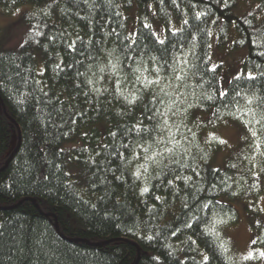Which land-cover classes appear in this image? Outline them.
I'll use <instances>...</instances> for the list:
<instances>
[{
  "label": "trees",
  "instance_id": "obj_1",
  "mask_svg": "<svg viewBox=\"0 0 264 264\" xmlns=\"http://www.w3.org/2000/svg\"><path fill=\"white\" fill-rule=\"evenodd\" d=\"M241 1L0 0L47 6L19 49L0 36V264H247L227 233L262 194L264 19ZM134 4L163 39L129 33ZM234 22L248 55L224 95L212 32L225 46ZM229 122L255 143L217 163Z\"/></svg>",
  "mask_w": 264,
  "mask_h": 264
},
{
  "label": "rangeland",
  "instance_id": "obj_2",
  "mask_svg": "<svg viewBox=\"0 0 264 264\" xmlns=\"http://www.w3.org/2000/svg\"><path fill=\"white\" fill-rule=\"evenodd\" d=\"M154 13L143 16L138 4L133 9L125 12L129 18V33L135 34L141 20L150 26L160 39L164 38L163 25ZM47 13V6H25L9 12L0 9V36L3 38L5 48L8 50L19 49L26 41V38L34 27L36 21ZM249 15L256 16L259 20L264 19V12L260 10V4L254 0H242L235 9L237 19H243ZM180 28L175 24L173 30ZM222 27L212 32V61L213 67H222L221 87L226 92L229 83L244 72V64L248 55L247 50H237L236 41L238 32L236 22L231 25L228 39L225 46L221 45L220 32ZM213 136L222 143V148L217 150V163H222L224 157L232 152H242L249 145L250 136L241 126L233 122L225 123L212 131ZM207 138V136H206ZM208 139V138H207ZM18 142L17 134L14 135L9 153L16 149ZM259 181L261 179L258 174ZM252 190L260 191L259 199L251 196L244 197L241 201L233 203L240 215V222L228 230L227 239L230 242L232 253L247 264H264V247L258 248L259 240H264V182L252 186Z\"/></svg>",
  "mask_w": 264,
  "mask_h": 264
},
{
  "label": "snow or ice",
  "instance_id": "obj_3",
  "mask_svg": "<svg viewBox=\"0 0 264 264\" xmlns=\"http://www.w3.org/2000/svg\"><path fill=\"white\" fill-rule=\"evenodd\" d=\"M185 23H187V21H185ZM161 43H163V41H161ZM157 72H159V69H157ZM183 72H184V69L181 68V73H183ZM179 78H180V79H183L184 77H183V75H181ZM249 78L251 79V78H254V77H252L251 74H249ZM156 83H159V81H158V80L147 81L146 86H148V85H150V84H156ZM224 95H227V93H224ZM161 115H164V114H161ZM148 119H151V117H148ZM113 135H114V134H113ZM252 135L255 136L256 133L253 132ZM221 142H223V141H221ZM145 151H147V149H145ZM165 151L171 153L173 150H172V149H167V148H166ZM134 155H136L137 158H139V154L134 153ZM157 155H159V156H163L164 154H163V153H157ZM144 159H146V160H148V161H151L153 164H156V165H159L160 163H162V161L156 160L155 156H146V157H144ZM141 167H144V171L147 172L148 169H147L146 166L142 165ZM140 175H141V173L139 172V170H137V172H136V176L139 178ZM178 178H179V177H178ZM143 191H144V192H147V191H148V188L145 187V188L143 189ZM157 199H159V198H157ZM206 259H207V258H206Z\"/></svg>",
  "mask_w": 264,
  "mask_h": 264
}]
</instances>
